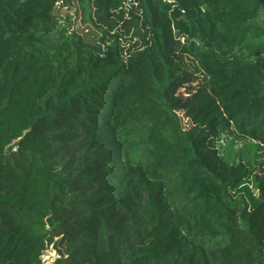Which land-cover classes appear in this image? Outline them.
I'll list each match as a JSON object with an SVG mask.
<instances>
[{
    "label": "trees",
    "instance_id": "obj_1",
    "mask_svg": "<svg viewBox=\"0 0 264 264\" xmlns=\"http://www.w3.org/2000/svg\"><path fill=\"white\" fill-rule=\"evenodd\" d=\"M57 1L0 0V264H264V0Z\"/></svg>",
    "mask_w": 264,
    "mask_h": 264
},
{
    "label": "rangeland",
    "instance_id": "obj_2",
    "mask_svg": "<svg viewBox=\"0 0 264 264\" xmlns=\"http://www.w3.org/2000/svg\"><path fill=\"white\" fill-rule=\"evenodd\" d=\"M80 4H81V8L84 10V12H83L84 15H86L87 8H86L85 3H82V2L79 3V4L76 3V2H73L71 4V6L68 7L66 10L62 9L60 11V14L63 15V17L65 15H68L70 18H72V17H74V14H75L74 24L72 26H78V21H76L78 16H76V14H78V12H79L78 15H80ZM128 36L129 35L124 36V38L122 36L120 37V40L125 45H127L129 43L128 42ZM185 62L187 63V61H185ZM192 83H194V85H199L196 80H193ZM180 91H181V93H183V89L182 88H180ZM180 114H181V111L178 112V115L181 117ZM181 121H182L183 126L187 127V121L185 120V118L182 117ZM59 244H60V242L59 243L55 242L54 246L50 244L45 250H43V252L41 254V259H42L43 264H52L54 258L57 257L56 249H57V247H60Z\"/></svg>",
    "mask_w": 264,
    "mask_h": 264
},
{
    "label": "built area",
    "instance_id": "obj_3",
    "mask_svg": "<svg viewBox=\"0 0 264 264\" xmlns=\"http://www.w3.org/2000/svg\"><path fill=\"white\" fill-rule=\"evenodd\" d=\"M168 1H170V0H168ZM57 2L60 3V0H58Z\"/></svg>",
    "mask_w": 264,
    "mask_h": 264
}]
</instances>
